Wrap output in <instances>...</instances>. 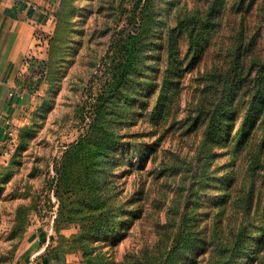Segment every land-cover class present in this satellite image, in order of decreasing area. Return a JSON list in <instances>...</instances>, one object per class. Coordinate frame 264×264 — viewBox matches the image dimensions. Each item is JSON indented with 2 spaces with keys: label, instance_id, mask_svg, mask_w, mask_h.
<instances>
[{
  "label": "rangeland",
  "instance_id": "1",
  "mask_svg": "<svg viewBox=\"0 0 264 264\" xmlns=\"http://www.w3.org/2000/svg\"><path fill=\"white\" fill-rule=\"evenodd\" d=\"M152 1L151 9L174 28L175 66L164 84L167 53L154 51L145 64L146 69L158 58L148 71L151 83H143L144 96H133L132 118L119 128L128 152L117 151L121 159L107 176L115 208L111 213L123 224L112 234L89 230L92 219L77 212L83 196H71L57 185L55 165L104 103L123 60L116 42L119 32L146 1L57 0L46 56L26 75L27 85L34 83L26 88L27 100L19 110L23 119L17 141L11 156L0 157V264H23L33 241L48 244L76 264H162L158 255L170 246L181 216L190 209L199 229L222 209L217 227L243 220L246 230L252 229L253 242L264 232V152L258 151V133L241 151L233 148L248 102L239 104L231 138L208 141L205 133L209 113L224 99L219 76L235 66L236 56L245 78L231 102L246 100L242 90L256 82L259 67L253 61L264 56V0ZM181 22L190 29L197 22L200 32L202 49L192 60ZM199 174L206 180L196 192L193 182ZM244 196L249 203L243 210L246 202L239 199ZM146 249L149 258L142 260ZM176 262L190 261L181 255Z\"/></svg>",
  "mask_w": 264,
  "mask_h": 264
},
{
  "label": "trees",
  "instance_id": "2",
  "mask_svg": "<svg viewBox=\"0 0 264 264\" xmlns=\"http://www.w3.org/2000/svg\"><path fill=\"white\" fill-rule=\"evenodd\" d=\"M145 1L144 5H137L127 24L119 32L116 42L119 45L123 60L117 64L119 70L117 69L112 82L109 84L104 103L98 107L93 118H91L86 132L66 147L60 163L55 165L57 185L63 186L64 191L71 196H83L78 201L80 204L77 212L81 213L82 217L87 215L88 219H92L89 230L102 234H112L116 228L123 224V222L116 223V214L111 213L115 208L112 206V198L109 194L107 171L119 163L121 152L118 153L117 151L122 149V155H126L128 152L122 146V135L119 133V128L128 126L132 118L130 113L134 103L130 105V102L133 96H144L142 85L143 83H151L148 78V71L153 68V61L158 60V58L153 59L146 69L145 64L151 60V57H154L155 50H162L165 55L167 53L166 68L163 75L164 84L170 81L168 76L173 72L172 69L175 66L174 54L176 50L174 47L176 39L172 33L174 28H168L162 14L154 8L151 9L152 0ZM149 3L150 11L146 14ZM196 23L191 29L186 23L181 22L179 26V29L185 27L184 33L190 40L191 60L199 55L202 49L200 32L196 28ZM192 63L196 64L197 61L193 60ZM253 63L259 68L253 78L256 82L250 88L245 87L242 90L243 94L248 95L246 100L234 102L230 100L234 91L243 87L241 82L245 78L237 70L240 64L238 56L234 61L235 66L227 73L219 76L218 90L224 99H219L213 106L206 126L205 133L208 141L223 142L231 138L232 128L239 115V104L242 102V105L247 101L248 108L233 135L235 152L241 151L244 144L253 138L255 133H258L256 141L258 151L264 152V56H258ZM156 90L157 87L155 86L153 92ZM163 90L164 87L162 86L159 92ZM229 101L231 103L227 104ZM158 109L161 110L162 105L157 106L156 110ZM120 125L122 126L120 127ZM256 156L257 152L255 153ZM258 161L260 162V159ZM203 179L206 180V177L199 174L198 180H194L196 192L199 190ZM193 185L191 184L190 187L192 188ZM222 189L224 188H220V190ZM229 195L230 192L228 191L223 203L228 201ZM244 198L239 199V201L244 202L245 200L246 202L243 210L249 203L247 197L244 196ZM221 212L222 209L217 216L215 215L216 219L211 224H203L200 229L196 224L198 218L192 216V209L189 210L188 216L183 214L178 231L170 246L164 248L158 255L161 263L177 264L176 258L182 255L189 259L188 264H201L203 261H206L205 264H240L241 259L246 258L250 261L249 264H264L263 230L260 231V238H256V241L253 242L249 235L252 229L247 231L243 220L227 225L226 229H222L221 226L217 227L216 222L221 218L217 219V217L221 215ZM257 221L263 222V219L259 218ZM126 228L127 224L125 223L122 229L125 230ZM49 249L57 253L52 248ZM206 253L208 254L207 257L205 256ZM141 254L142 260L149 258L147 249L143 250Z\"/></svg>",
  "mask_w": 264,
  "mask_h": 264
},
{
  "label": "crops",
  "instance_id": "3",
  "mask_svg": "<svg viewBox=\"0 0 264 264\" xmlns=\"http://www.w3.org/2000/svg\"><path fill=\"white\" fill-rule=\"evenodd\" d=\"M57 0H0V140L9 121L18 129L26 103L27 73L46 56ZM27 58H31L29 65ZM31 73V72H30ZM26 79V80H25ZM23 264H76L33 241Z\"/></svg>",
  "mask_w": 264,
  "mask_h": 264
},
{
  "label": "built area",
  "instance_id": "4",
  "mask_svg": "<svg viewBox=\"0 0 264 264\" xmlns=\"http://www.w3.org/2000/svg\"><path fill=\"white\" fill-rule=\"evenodd\" d=\"M32 79H35L32 77ZM17 128L9 121L4 138L0 140V157L8 158L11 156L13 147L17 141Z\"/></svg>",
  "mask_w": 264,
  "mask_h": 264
}]
</instances>
